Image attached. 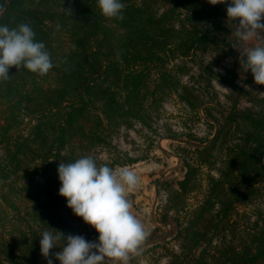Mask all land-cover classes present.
<instances>
[{
  "label": "trees",
  "instance_id": "16d2710c",
  "mask_svg": "<svg viewBox=\"0 0 264 264\" xmlns=\"http://www.w3.org/2000/svg\"><path fill=\"white\" fill-rule=\"evenodd\" d=\"M122 2L121 21L102 16L97 0H0V24L29 23L56 65L44 76L12 67L0 82V264H47L45 230L98 236L58 194L57 167L85 155L113 169L137 162L113 138L136 124L157 135L168 96L211 117L212 132L177 154L184 175L161 214L167 264H264V85L227 80L235 95L223 107L192 75L182 80L203 53L236 51L227 5ZM169 131L158 135L175 139Z\"/></svg>",
  "mask_w": 264,
  "mask_h": 264
},
{
  "label": "clouds",
  "instance_id": "9594fccd",
  "mask_svg": "<svg viewBox=\"0 0 264 264\" xmlns=\"http://www.w3.org/2000/svg\"><path fill=\"white\" fill-rule=\"evenodd\" d=\"M211 5L226 4V16L234 22L233 37L240 42L237 48L245 58L240 60L244 71H250L258 85H264V42L244 47L264 32V0H208ZM101 15L123 20L127 5L122 0H97ZM68 16L71 9H64ZM3 9L0 7V14ZM60 25H56L59 30ZM56 65L43 41L29 23L15 27L0 24V82L10 79L9 70L24 68L44 76ZM60 187L58 194L67 207L92 226L98 233L96 241L82 235L55 230L43 231L39 245L47 264L52 258L60 264H104L106 258L116 264H129L132 256L140 255L150 231L132 213L128 192L139 186L138 175L126 167L113 169L108 163L98 164L92 155H85L57 167ZM62 246H61V243ZM60 251L51 253L54 247Z\"/></svg>",
  "mask_w": 264,
  "mask_h": 264
},
{
  "label": "rangeland",
  "instance_id": "374dc122",
  "mask_svg": "<svg viewBox=\"0 0 264 264\" xmlns=\"http://www.w3.org/2000/svg\"><path fill=\"white\" fill-rule=\"evenodd\" d=\"M260 42H264V32L259 34L258 39L244 47H251ZM233 45L236 48L234 53L228 51L227 53L225 49L209 50L203 53L202 57H197L196 62H187L189 72L182 75V80L185 83L192 75L189 84L195 81V86L206 88L209 92L215 93L212 103L218 101L219 105L223 107L230 104L229 95H235L234 92H231V84L227 81L229 79L250 90H260V85L254 82L251 72L244 71L243 64H240V59L243 57L237 50L240 42L234 38ZM200 65L207 68L201 78L198 75ZM207 77L208 79H206ZM208 96L210 95L208 94ZM181 105L176 97H166L161 107L160 117L152 123V126L157 128L158 134L163 136L170 132V128L175 134L173 140L160 137L141 124L121 129L113 138L120 154L126 153L134 158H139L137 162L115 166L114 169L126 167L138 175L139 186L128 192L127 199L132 205V213L150 231L142 245L141 254L132 256L129 264H167L168 256L165 248H162L161 245L164 237L169 234L170 226L162 221L161 214L167 204L170 188L175 187L176 181L184 175V168L179 165L177 154L182 152L179 151L180 149H192L191 144L199 143L195 139L196 137L209 136L212 132V128L208 127L206 123L207 120H212L211 117L202 111L195 114L185 110ZM102 156L105 157L104 154ZM190 201H193V198ZM86 225L89 224L86 223ZM91 230L89 229V231ZM85 239L96 241L97 235L90 233L85 236ZM104 264H116V261L106 258Z\"/></svg>",
  "mask_w": 264,
  "mask_h": 264
}]
</instances>
